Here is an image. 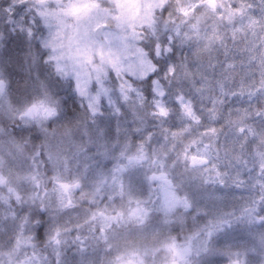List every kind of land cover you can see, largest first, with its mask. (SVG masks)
<instances>
[{
	"label": "clouds",
	"instance_id": "obj_1",
	"mask_svg": "<svg viewBox=\"0 0 264 264\" xmlns=\"http://www.w3.org/2000/svg\"><path fill=\"white\" fill-rule=\"evenodd\" d=\"M0 264H264V0H0Z\"/></svg>",
	"mask_w": 264,
	"mask_h": 264
}]
</instances>
